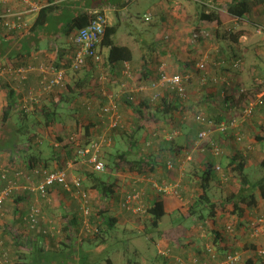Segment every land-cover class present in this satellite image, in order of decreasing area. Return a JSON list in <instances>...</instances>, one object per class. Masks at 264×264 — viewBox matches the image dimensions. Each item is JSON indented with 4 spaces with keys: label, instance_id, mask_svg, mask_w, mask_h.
Instances as JSON below:
<instances>
[{
    "label": "crops",
    "instance_id": "0c3cea01",
    "mask_svg": "<svg viewBox=\"0 0 264 264\" xmlns=\"http://www.w3.org/2000/svg\"><path fill=\"white\" fill-rule=\"evenodd\" d=\"M56 1L58 2V4L61 3L60 6H62V8L64 7V9L66 10L63 9L61 12H60L61 9L56 10L53 13V17L51 18L50 24H48L42 30L28 33L26 37L27 43L24 41V38H20L19 36H15L9 33L6 34L0 28V62L1 61L4 62L5 60H8L9 57L7 56L9 55L13 56L12 58L15 61L16 65L34 64L38 66L40 64H49L51 62H56L58 59L60 60L59 63L66 61L71 57L74 50L73 49L74 46L71 39L72 35H66L67 24L69 21L68 17L71 12H76L79 9H85V8L88 9L90 8L95 12L100 11L105 14L108 25L119 24L120 27L121 25V23H119L120 21L113 22L111 17L109 16V13L114 12L118 17L119 16L118 12L126 9L129 3L131 2V0H56ZM40 2L46 4V0H40ZM189 3L190 2H188V0H158V3L150 7L151 9L147 11V13H150L152 18L148 20V22H150V26H156V28L158 27L160 29V32L159 31L156 32L153 37V40L151 41L150 40L147 41L142 36L139 35V40L142 42V44L137 43L139 40H136L137 42L135 45L136 47H134V51L139 50L140 55L134 58L133 49H132L133 47L131 48L130 46H128L132 51L133 59L129 62H121L112 68H108V70L105 67H103L102 70L105 71L106 75L103 73L101 74L106 76V80L101 81L98 77H96L98 74H100L101 71L94 67L82 69V73H79L74 77H70L69 79L70 82L73 81V79L74 80L80 79V82L87 80L89 84L93 82L92 86L90 87L86 95L91 94L89 96L90 99H88L91 105H92L91 99H97V102H93V105L96 106L95 115H93L94 118L92 116L93 120L87 119L84 121L86 124L88 123L93 124L91 128L93 134L97 133L98 129H102V128L108 129L106 128V125L108 124V118L101 117V115L98 112V108L101 104L108 102L109 95L112 96L114 102L117 104V112L119 115V121L122 125V128H124L123 120L125 118H130L135 120L136 114L133 107L136 104L137 100L138 99L148 100L151 98V96H147L146 94L145 96H143V98L137 97V95L142 96V90L139 89L140 85L139 86L131 85L130 81L131 80L135 81V79H139V83H141L142 81L146 80L145 78H142V69L144 67L143 66L144 53L146 54L147 57L152 53L151 55L152 60L147 64V68H148L147 75L151 76V79L156 78L158 76V70L160 68H163L167 63V57L164 56L163 58L158 59L159 62L156 63V60H154V56L157 55L156 50L160 49L159 46H163V45L166 47L165 48L166 51L167 49H173V50L178 49V46L181 43L179 39L181 38V36L185 34L184 31H187L185 30L184 26H187L186 24L188 22V18H190L193 15V11H194ZM191 4H194L195 9L196 7H199L194 3V1ZM18 7L21 8L22 5H19ZM200 10L201 8H199L198 13H200ZM145 13L146 12H144V14ZM37 14L38 13L27 15V18H29V20L31 21L30 23L31 25L33 24ZM251 15L252 17L250 16V12H249V14H247V16H245L244 18H238L237 20L234 19L232 21H226L221 25H218L215 21L200 20L198 18L197 26L207 34L206 37L209 35V38L211 39V36L213 35L214 39L216 40L219 39L220 34L223 35L222 32L223 30L242 32L239 38L237 39V41L231 42L230 40H227L228 50L218 45V43L220 42L217 43V45L221 47L220 54L218 55L219 58L218 61L220 62L218 63L219 64L221 63L222 65H225L227 63L231 64V62L237 57L240 58L242 57V59H244L245 65L246 64L254 65L252 69L257 70V73L256 72L253 73L254 78L251 81L245 76V74L242 73L237 75V77H235L236 80L234 81H237V79L242 80L243 81L242 84H245L249 88L251 87L249 86L248 83H252L254 81L255 86L253 88L256 94L258 95L264 90V86L262 83V80H264V58H263L264 34H262V32L260 33L256 31L255 28L256 26L254 27L255 30L254 29L252 30L251 26L253 23L255 25L264 23L262 21H259L260 16H262L261 19L264 20V3H258L256 6H254V8H252ZM116 34L114 36V41L116 44H118L116 42ZM164 38H168V39H164ZM23 41L25 45L21 44V42ZM159 42L161 45L159 44ZM206 43L207 42H205L204 39L201 40V44L198 46L196 43L195 44L188 43L189 46L187 48L190 52H195V55L200 53L198 57L195 56L193 58L195 62L197 61L196 60L197 58H200L201 56L203 57V55L204 57H207L208 52L211 53L210 47L212 46L211 44H209V42L207 44ZM157 44L159 45L157 46ZM118 45H123V44H118ZM103 49L104 47H102V50ZM151 49H153L154 51L151 52ZM251 50L253 53H251ZM161 53H163L162 50ZM175 55L176 54L173 53V57H175ZM181 63L182 62L178 61L177 63L178 69L179 67L183 66L181 65ZM223 67L224 66H219L220 69L218 68L217 71L218 72L222 71L224 69ZM172 68L173 67H171V69ZM213 71L214 69H212V71L209 72V74H211ZM193 78L197 80L198 82V83L196 82L197 84L202 85L198 81L197 76ZM39 79H40V75L38 71L28 73L27 78L22 80L16 74L5 75L0 80V107H1L0 112H2L3 105L6 103L8 92L10 91L13 92L18 105H20L21 100L27 97L28 91L37 85ZM231 79H233V77H231ZM127 83L128 85L130 84V86H128ZM122 84H125L126 87L129 88V91L132 92L133 95L136 97V101L132 102L133 104L127 103V101L125 100L126 94L121 93L122 91L120 88ZM228 86L229 85H227L226 82L221 83V85L210 83V85L209 84L202 85L201 92L194 90L195 93L192 94V96L194 97L196 102L195 105L193 103L192 106H189L192 107L190 112L196 114L195 108L197 107L198 110L196 112L200 111L202 112V114L206 115L208 118L207 122H211L213 124L215 121L223 120L225 114L229 110H232L234 107H236L238 102V100L237 101L235 100L237 96V92L234 93L231 91L225 93V90L227 89ZM63 96H68L66 89L56 88L52 93H49V95L43 97L45 98V100H43V103L49 104L48 101L50 100V98L53 97L54 104L60 103V106L63 108L68 106L72 114L74 113L79 114V112L80 111L82 112L83 110L84 114L82 115L91 117V115L88 116L87 112L90 109H88V107L86 106L87 105L86 102L83 101L81 102V97H84V95L80 97L77 96L78 98L75 99L73 98V100H71L70 103L67 105L62 103ZM169 96H173V95H169ZM232 104L234 105L233 108L231 107ZM86 110L87 112H85ZM93 112L94 111L92 110L91 113ZM174 115H175L174 117H177L176 114ZM254 115L250 119L251 120L250 122L244 121L240 126L243 132V126L247 122L249 124L251 123L250 127H248L247 130L249 132V135L252 134L255 139L254 141L255 144L252 150H246L244 146L240 144V141H236L232 130H229L228 132H220V131H218L217 133L211 132V134L207 138L203 139L204 141L202 139H198L197 136L196 138L197 141H195V143L199 142V144H196L198 147L208 144L209 148H211L210 147L211 145L216 144L217 146L220 145L224 148L226 147L227 149V150L225 149L222 150L219 147L222 152L220 155L215 156L213 154H209V158L204 156L206 158H204L203 160L204 164L201 165V169H204L207 160H211L213 163H215L216 165L219 164L223 168L226 165V163L229 161L230 159L229 157L231 154H233V152L236 153L240 152L242 154V156L245 159L246 169H250L254 166L255 167L257 166L256 162L254 161V157H259L258 167H260L259 163L264 158V146L257 140L256 136L261 134L262 131L260 128L261 126H264V104L260 105V107H257L255 109ZM76 118L78 117H75V119ZM179 118L180 117H177V119ZM60 120H61L60 122L55 123L53 128L58 129L59 127H61V125L64 124V121L62 120L61 117ZM165 121L166 122L164 121L159 122L156 125L158 126V128H161L162 130L164 129L163 130L164 132L166 131L165 128H167V126H171L175 122H176L175 123L176 126L180 128L179 132L181 135H185V133L188 130H190V127L185 123V118L181 120L180 119L176 120L174 122L170 121L168 118ZM192 121H194V119ZM199 128H203V125L199 124L198 129ZM153 130L154 128L151 127L148 128L147 130L142 131L140 134V138L141 140H143V144L144 142L148 143V145L151 144L148 150L151 149L152 152L154 151V144L155 142L156 144H158L157 141L159 140V135L161 134L158 133V131H154L156 132V135L154 136L151 134ZM33 131L37 133V136L32 142V146L29 147L28 146L29 144L26 141H22L21 143L18 144L20 150L15 152L14 154L9 153V151H4L3 149H0V165H9L11 167H15V166L24 167L26 166V164H29L28 161L29 158L26 156V154L29 152H32V155L34 156L43 157V159L54 158L53 159L54 162L56 161L54 154H56L59 150H65L68 148V140L66 142V140L63 139L60 142L62 145H64L61 146L62 149L54 148L52 149V152H50L51 149L50 147L52 146H49L51 144V142H49L50 141L49 137L51 133H49L45 127L38 128L37 126L33 127ZM174 131L172 133L176 134ZM168 132L169 131L165 132L164 134L165 137H166V133ZM167 135H169V133ZM176 135H178L179 137V134ZM184 140L188 142L190 141V139H185L184 137L182 138L180 137L178 140L179 145H187V143L183 144ZM201 141L202 144H200ZM112 142L113 144L115 143V141H112L111 139V143ZM111 143L110 145H112ZM54 145L56 147H59V145L56 143ZM202 151H204V148H202ZM169 152L170 150L165 152L155 151V153H157V157L155 158V160L158 162V165L157 168L148 175L145 176L137 175L135 173L128 172V174L132 178H136V180L143 181L142 183L146 187L148 194L151 193L150 194L151 196H147V197H149V199L150 198L152 199L151 200L147 199L148 200L147 202L150 203L155 200L162 201L165 215L161 220V226L163 219L165 217H169V219L171 218L169 225L171 226V228H168L169 226L167 228L166 226H164L162 228L163 232L161 233L164 234L165 232L166 238H168L167 235L168 229L174 230L175 228L173 233L178 234V237H180L179 247L170 246V249H167L168 251L166 254H161L159 251V253L162 256L160 254L158 255L162 258V261L165 262V264H198L193 262V258H195V256L196 257L199 256L198 257L200 259L199 261L203 262L204 259L202 258L205 257L206 259V257L208 256L207 254L208 252L206 251L207 247H211L213 250H217L218 251L217 253L222 257L224 254L233 253L235 250H238L242 246L244 249L250 247L247 248V251L249 253L248 257L253 258V261L258 263V260H260V258L264 256V253L263 254L258 253V251L260 250L264 251V225H261L259 227V232L257 236H252V232L249 231H250V224L253 220H255L256 218L264 219V198L260 197V193H259L260 191L256 190L257 197H256V204L254 206L248 208L245 205H242V207L245 210L244 216L238 218L234 213H231L232 216L236 217V221L238 222L239 228L241 229L240 231H237L234 234H231L226 230V226L230 223L227 222V218L224 215L225 213L221 214L220 216H217L215 220L196 219L194 216H190V214L188 216L187 213L185 212L187 211V209H189V207H186V209L183 212L184 209L182 204L183 198H181V195L178 192V187H179L178 183L176 184L177 186V189L175 188L176 191H173L174 189L171 190L169 188L168 191L163 192L153 187L154 186L153 183L154 182L157 183L155 177L163 178V180H166L169 179L171 174L177 172L176 167L173 169L168 168L169 170L166 169L167 166H165V162L163 161V158ZM24 157L27 159H25ZM189 157L191 159V156L188 154L187 155L188 160ZM32 162H34V160H32ZM188 162L185 159V162H183V164ZM161 168H164V170L166 169L165 170L166 173L163 172V169ZM118 172L116 173V175H118L120 178L121 172L120 171ZM215 172L216 175H218L219 177L220 175L218 174V172L217 171ZM188 174L190 175V173L182 172L181 179H183V181H186V179H188L187 183L190 184L191 181H190V177H188ZM258 177L259 176H253V178L252 177L251 178L256 180ZM235 184H237L236 188H238L239 184L237 182ZM3 185L4 182L0 181V189L2 188ZM116 188L117 187H115V189ZM57 191H58L57 188L56 189L53 188L52 189L53 195L58 197L59 194V198H61V192L59 191L58 193ZM116 194H118V191H116ZM23 197L32 198V194H30L28 190H17L12 196H9L4 202L5 212H9V214H11L10 217L8 216L9 220L7 221H9L8 223H10V226L16 224L15 228L17 227V224L21 223L18 218V214L24 212V209L22 208L23 202L21 200ZM188 203L189 201L186 200L185 204L188 205ZM109 205L111 208L112 215H115L118 218L116 227L119 228L121 227L124 233H128L129 231L144 232L143 225H140L136 223L134 220L127 218L126 215L128 214V211H126L121 207V203L119 204L116 195L114 198L110 200ZM229 205L231 204H227L226 207H224V210L230 209V211H232L233 208H228ZM59 206H63L66 210L75 209L74 206H71V203L69 204V202L67 203L65 200L62 199V201L60 200V203L57 207L54 208V206H52V208H49L50 211L52 212V217L53 214L55 215V212H59ZM179 211L180 214L184 216L183 219L181 220L183 221L184 225H182L181 222H179V218L174 219L173 217L175 214L179 213ZM52 217H50V222L53 221L54 219V218L52 219ZM58 219L61 220L60 217H58ZM187 219H189L191 222L189 226L185 225ZM48 222L47 220L46 222L44 221L43 225L47 224ZM40 225H42L41 221H40ZM218 225L220 226V228H218ZM214 228L217 230L219 229L218 232H215ZM2 230L4 229H0V237L6 238L8 235L6 234L1 235ZM35 232L38 233V231ZM247 232H249L248 235ZM145 237L147 238V240H152L155 244L160 242L159 240H155V239L153 240V237L152 238L149 236H145ZM176 237L177 235L174 238ZM56 238L57 240L58 239L60 240V237H56ZM114 238L117 239V243L109 244L108 258L105 261L101 262L100 264H137L136 261L131 260V256H133L132 257L133 259L134 256L140 257L139 256L140 253L138 252V250L133 251L131 255L128 249L125 248L121 249L119 247L118 237L113 236V239ZM82 239H86V238L84 237L78 238L77 241L78 244L82 242ZM44 243L46 244L47 248H51L52 244L49 236L44 240ZM171 251H173V254L171 253ZM158 261H159L158 259L153 260V262L156 264H158ZM141 262H144L143 258Z\"/></svg>",
    "mask_w": 264,
    "mask_h": 264
},
{
    "label": "trees",
    "instance_id": "16d2710c",
    "mask_svg": "<svg viewBox=\"0 0 264 264\" xmlns=\"http://www.w3.org/2000/svg\"><path fill=\"white\" fill-rule=\"evenodd\" d=\"M250 2L251 0H231L229 6L227 7L226 13L218 12L215 10L206 12L204 8L200 7L201 10L200 13H198L197 18H199L200 20L215 21L218 25H221L222 23L226 21H231L237 17L244 18L252 10V6L255 5L251 4ZM257 2L264 3V0H257ZM60 5L61 3L58 4L56 0H46V4H44L40 8L33 24L27 31L21 32L19 34L14 32L9 34L24 38V41L26 42V37L28 33L42 30L48 24H50L51 18L53 17V13L56 10L61 9V12L64 9V7L62 8V6ZM97 12L104 14L100 11ZM96 15V12L90 8L79 9L76 12H71L68 17L69 21L67 24L66 35H72L78 29L83 28L84 26L89 24L96 17ZM253 25L255 24L253 23ZM255 26L256 30L260 28V25ZM118 27L119 24H106L105 33L98 49L102 55L101 67H105L107 70L108 68H112L121 62H129L133 59L132 51L128 46L118 45L114 41V36L118 30ZM260 31L262 32V30ZM222 32L223 35H219V40L223 42L226 46L228 45L227 40H230L231 42L237 41V39L242 33L240 31L235 32L232 30H223ZM197 34L199 36H197L196 40H202V38H205L202 37L203 34L201 29L197 30ZM24 41L21 42V44L25 45ZM198 42L200 43V40ZM73 46L74 50L69 59L61 63H59L60 60L58 59L56 62L51 63L57 66L58 68H69L72 61L71 59L76 53V45L74 43ZM102 47H105L108 50L106 56H104L102 53ZM152 51L154 50L151 49V52ZM151 55L152 53L147 57L145 53L143 54L144 67L142 69V78H145L147 81L151 79V76L147 75V64L152 60ZM8 57L9 59L5 60L6 65L19 66L15 64L12 55H9ZM202 58L206 61L205 64H207V57ZM87 59L89 64L92 63L90 57H88ZM239 59L243 60L242 57ZM235 60L236 59H234L231 64L227 63L225 65H222L221 63L219 64L218 62L220 61L217 60L215 67L213 68L214 71L211 74H209L207 65L204 70L196 69L195 64L198 61L195 62L194 60H189L186 61L185 64L181 63V65H183V68H177L176 73L184 75V73L190 74L191 72H193V74L198 77V81L202 85H210V83L217 84L218 82H226L227 84V81H231L230 83L235 86L236 82L237 88L242 89L238 91L236 90L238 97L237 100L239 104L240 102H245L249 104V99L254 98L255 96H257V94L254 91V88H249L245 84H242V80L237 79V81H234L236 80L235 77L240 74L238 70L244 69L245 66V63H243L242 67H235ZM5 63L2 64L4 65ZM219 66H224L222 74H220L221 71H217ZM91 67H94V65L91 64ZM96 69L100 70V68ZM76 72L77 71H75L74 73ZM228 72L231 74V76ZM233 73L234 75H232ZM224 74L225 76H221ZM70 77L71 75L68 74V79L66 81V84H64V89H66V92L68 94V96H63L62 98V103H64L65 105L69 104L70 101L73 100V98L75 99L85 95L89 90V83L87 82V80L80 82V79H73V81L70 82ZM231 77H233V79H231ZM201 78H204L206 81H201ZM213 78L216 79L214 80ZM189 79L190 77L188 76V78L185 80V87L186 82ZM262 83L264 86V81H262ZM162 90H164V93L154 101L151 99L137 100L136 104L133 107L136 114V118L134 120V126L132 129L129 130V132H127L126 130L124 131L122 129L121 123H119L116 127H113V130L111 129L112 136L110 135L108 137L110 143L111 139L112 141H115V139H117V141L119 140L118 142L121 143V147H118V149H115L114 152H110L108 154L106 161L107 163L105 165L106 171L104 170L105 173L92 171L90 173H86L85 177L82 178L81 187H83L84 191L87 194L92 191L93 193L97 194L98 197V204L94 209L91 210L89 214V223L94 229V231L90 234L91 237H87V239H82V242L78 244L77 241L79 237L77 236L76 232L82 225V211L79 206L74 207L75 209L68 210H66L63 206H59L58 213L62 220V226L60 230L61 235L60 240H58L57 242H54L53 240L51 241V248H47L46 244L44 243V240L48 237V235L44 234L42 231L36 233L35 230L29 229L28 234L25 236L24 233H20L21 229L19 227H16L11 230L13 231L12 236L15 238V242L17 244H20L21 247L17 258L19 260H16L14 264H100L108 258L109 244L117 243V239H113L111 233L115 229H117L116 224L118 222V218L117 216L112 215L111 208L109 205L110 200L115 197L117 191L115 189L117 183L116 180L118 177L116 173L118 171L121 172L123 170H126L127 173L130 172L144 176L148 175L152 171H154L158 165V162L155 160V158L157 157V153H155V151L165 152L168 150L181 149V146L179 145L177 140L178 135L172 133L176 129V126L173 127V129L167 126L170 130H166L167 128L165 130L169 131L168 133L171 134L170 139H167L163 133L164 129L162 130L156 125L159 122H166L165 120H167L168 118L170 121H173L174 119V121H176L177 117H180V120L184 119V110L187 107L185 105V99L187 97H179L173 92L172 89ZM173 93L174 96H169V94ZM125 100L129 104H133L129 99H127V97ZM262 104H264V99H262V101L255 106L254 111L257 107H260V105ZM254 111L252 112L251 117L253 116ZM174 114H176L177 117H174ZM60 117V103L44 104L40 109H34L31 112H25L20 109L13 92H8L6 103L3 105L1 112L0 149H3L4 151H9V153L14 154L15 152L20 150L18 144L22 141H26L29 144V147L32 146V142L37 136V133L33 131V127L42 124L43 127H45L49 133H52V129L55 123L61 121ZM197 121H199V123L203 125L200 120ZM219 122L221 121H215V123ZM92 126V123L86 124L80 118L75 119V136L74 140L68 145L67 149L69 152L73 153V150H75V148L85 146L93 140L94 135L91 130ZM151 127L154 128L151 133L152 135H156V132L154 131H158V133H161L159 135V140L157 141L158 144L154 145L153 152L149 151L148 149L147 151H144L143 149H141L140 146V144H142L143 142V140H141L140 138L141 132ZM260 129L262 132L260 135H257L256 138L264 146V126H261ZM57 139L59 141H62L60 137ZM111 144L112 147H114L113 142ZM26 156L29 158L28 161L31 165L40 164L41 166L46 168L49 167V165L51 164L50 162L54 159H43V157H37L32 155V152L27 153ZM54 156L56 159L55 162H57V164H60V166L56 167L55 170L64 168L63 162L61 163L57 159L59 154L56 153L54 154ZM229 158V161L223 168L226 173H231L232 180L234 181L235 179V182H238L239 187L234 188V190H232L230 194L221 196L219 198L213 197L209 193L211 183L213 182V184L215 185H220L228 182L230 178L227 175V180L222 181L218 177V175H216L214 163L211 160H207L204 169H201L197 172L195 170L193 172V175H198L199 177V179L197 180L199 195L197 196V198H193L190 201V216H194L196 219L201 220H215L217 216L223 214L225 205L231 204L233 208V213L238 218H240L245 215V210L242 205H245L249 208L256 204V190L260 191V197L264 198V173L262 176H259L256 180L252 179L248 173V170L246 169L245 159L240 152H233V154H231ZM32 160H34V162H32ZM259 166L261 169L264 170V158L259 163ZM188 177H190V181H193V176H191V174H188ZM53 188H57L58 193L60 191L61 194H64L66 196L70 194L64 188H62L60 184L55 183L53 184V186L47 189L49 199L50 195L53 198ZM24 198L25 197L21 199L22 202L27 201V198ZM47 202L51 203V199ZM23 213L24 212L18 214V218L21 222V225H25V221H22L21 219ZM140 215L142 217V220H144L145 224L144 232H142L143 235L152 238L155 232H159V234L161 233V220L165 215L161 200H155L150 202L149 204H146L144 212ZM252 227L253 226L251 222L250 229H252ZM258 227L259 224H256L255 228ZM7 231L8 230L5 229L2 230L1 235L7 234ZM11 231L9 234H11ZM84 235L89 234L84 233ZM27 236L29 240H26ZM2 238L5 240L4 237ZM206 251L208 252V256L206 257V259L205 257L202 258L204 259L203 262H206V264L215 263V259L218 261L222 260L223 257L226 255L224 254L222 257L219 258V256L216 254L215 259H212V256L207 248ZM198 257L199 256H195V258H197L199 261L200 259ZM162 263L165 264V262L163 261ZM245 264L258 263L254 262L253 258H249L246 260Z\"/></svg>",
    "mask_w": 264,
    "mask_h": 264
},
{
    "label": "rangeland",
    "instance_id": "374dc122",
    "mask_svg": "<svg viewBox=\"0 0 264 264\" xmlns=\"http://www.w3.org/2000/svg\"><path fill=\"white\" fill-rule=\"evenodd\" d=\"M191 1L192 0H188V2H190L189 4L192 6V9L194 10L193 11V15L190 18H188V22L186 24L187 26H184L185 30H187V31H184L185 34L183 36H181V38L179 39V41H181V43L179 44L178 49H175V50L167 49V51H166V49H165L166 47L163 45V46H159L160 49L156 50V54L157 55L154 56V60H156V63L159 62L158 59H161L164 56L167 57V63H166V65L163 68H160L158 70V76L156 78H153V79H157L159 77L160 73L163 72V71L166 74L176 73V69L178 68V65H177L178 61H180L182 63H185L186 61L193 60V58L195 56L198 57L199 54H200V53H198L197 55H195V52H190L188 50V48H187L189 46L188 43H191V44H195L196 43L197 46L201 44V39H199L200 43L198 42L199 40H196V38H197V34L196 33H197L198 29L200 30V28L197 26V23H198V18L197 17H198L199 8L200 7L202 8V6L201 5L199 6L198 2L193 0L194 3L199 6V7H196V9H195L194 4H191L193 1L192 2ZM39 2H40V0H39ZM40 3L44 4L43 2H40ZM156 3H158V0H131V2L129 3V5H128V7L126 9L118 12V14H119L118 17H117V15L114 12H110L109 13V16L111 17L113 22L120 21L119 23H121V25H120V27L118 29V32L116 34V42L118 44H123V45L130 46L131 48L133 47L132 49H133L134 58H136V57H138L140 55V51L139 50H135L134 51V47H136L135 45H136V42H137L136 40H139V35L142 36L145 40H147V41L150 40L151 41V40H153V37H154L155 33L158 32V31L160 32V29L158 27L156 28V26H150V22L146 21L145 18H144V12L147 13V11H149L151 9L150 7H152ZM250 3L251 4H255V5L252 6V8H254V6H256L258 2H257V0H251ZM14 4L16 5V7L19 6V4L17 2H15ZM35 13H31V14H35ZM251 14H252V10L250 11V16L252 17ZM261 18H262V16L259 17V21L264 22V20H262ZM106 20H107V18H106ZM29 22L31 23L30 20H29ZM235 22H237V21H235ZM259 25H260L259 27L262 30V34H264V23H261ZM253 26L255 27V25H253ZM253 26H251L252 30L254 29ZM193 27H194V29H193ZM256 31H258V30H256ZM258 32L261 33V31H258ZM164 39H168V38H164ZM203 39H204L205 42H207V43L209 42V44H211V46H212V47H210L211 48V53L208 52V56L206 55L207 56V64L206 65L208 66L209 72H211L212 70H210V69H213L215 67V64H216L217 60H219L218 55L220 54L221 47H219L218 45L222 46V48L224 47L226 50H228V48L219 39L218 40L214 39L213 35L211 36V39L209 38V35L206 38H202V40ZM218 42H220V43H218ZM137 43H141L142 44V42L140 40ZM217 43H218V45H217ZM159 44H160V42H159ZM159 44H157V46ZM161 47H164V48H161ZM161 50H162L163 53H161ZM216 50H218V51H216ZM107 51H108L107 48L104 47V49L102 50V53H103L104 56L107 55ZM173 53L176 54L175 57H173ZM251 53H253L252 50H251ZM6 56H7V54H6ZM263 56H264V54H263ZM203 57H204V55H203ZM200 58H202V56ZM200 58H197L196 60L198 61ZM237 58H240V57H237ZM0 63H5V61L4 62L1 61ZM4 66L8 67V65H6V63L4 64ZM253 66L254 65L246 64L244 66L245 67L244 69L238 70V71L240 73H242V74H245V76L251 81L254 78L253 73L254 72L257 73V70H253L252 69ZM13 67H17V66H13ZM171 67H173V68L171 69ZM100 71H101L100 74H98L96 76L98 78L101 75V73L105 74L104 70L100 69ZM77 72L74 73L72 71H68L67 74L71 75V77L72 76H76L77 74L82 73V70H79ZM222 73H223V71L220 72V74H222ZM190 75H192V76H190ZM184 76H186V77L189 76L190 77V79L186 82V87H185L186 88V97H187L185 99V105L187 107L184 110L185 111V113H184L185 114V117H184L185 118V123H186V125H188L190 127V130H188L185 133V135H181L180 132H179L180 128L177 127L176 124H175L176 122L174 124H172V126H169V127H171L173 129V127L176 126V129H175L176 131H174V132L176 134H179V137H177V140H179L180 137L181 138L184 137L185 139H190V141L188 142V141L184 140L183 144L187 143V145H180L181 146L180 150H170V152L163 158V161L165 162V166H167L166 165L167 160H169V161L171 160V162H172L171 167H172V169L176 167L177 172L171 174L169 179H166V180H163V178L155 177L156 180H157V183L154 182L153 183L154 186L152 185L157 190H159L161 187L162 188L166 187L165 188L166 191H168L169 188L171 190L174 189L173 191H175V188L177 189L176 184L178 183L179 184L178 192L181 195V198H183V203H182L183 204V208H184L183 212L186 209V207H190V201L193 198H197V196L199 195V190H198V186H197V180L199 179V177H198V175H193V172L195 170H196V172L200 171L201 170V165L204 164V161H203L204 158H206V157L209 158V154H212V150L209 148L208 144L207 145H202L201 147H198L196 144H199V142L195 143V141H197V139H196L197 135L196 134L202 129V128L198 129V125L200 123H198L199 121H197L198 119H196V117L198 116L199 113H201L202 119L200 121L203 123V127H206L208 125V123H209V122H207L208 118H207L206 115L202 114V112H200V111L196 112L198 110L197 107L195 108V113L196 114L191 113L190 110H191L192 107H189V106H192L193 103L195 105V102H196V100L192 96V94L195 93L194 90H196L198 92H201L202 85L197 84L198 83L197 80L193 78V77H195L193 72H191L190 74L184 73ZM221 76H225V74L221 75ZM262 81H264V80H262ZM95 82H96V80H95ZM130 82H131V85L139 86V85H141V83H145L146 81L144 80L141 83H139V79H135V81L131 80ZM128 83H127V85H128ZM65 84H66V82H65ZM92 84H93V82L91 84H88L89 85V89L92 86ZM217 84L221 85V83H219V82ZM248 84H249V86L251 88H253L255 86V82L254 81L252 83H248ZM128 86H130V84ZM59 88L62 89V88H64V86L63 87H59ZM236 89H237V85H236V82H235V86L230 84L227 87V89L225 90V93L226 92H231V91L235 93V92H237ZM160 91L162 93H164V90H160ZM52 92H50V93H52ZM154 92H155L154 90L145 89V90H142V96H138L137 95V97H142L143 98V96H145L146 94H147V96H152ZM86 94L84 95V97H81V102L83 101V102H86V104H88V103L90 104V101L88 99H90L89 96L91 94L90 95L89 94L86 95ZM47 95H49V94H47ZM169 95H173L174 96V93L173 94H169ZM254 98H256V96ZM254 98H250L249 101H251ZM237 99H238V97L236 96L235 100L237 101ZM23 100L24 99L21 100V103H22ZM43 100H45V98H43V96H41L37 103L32 104L30 112L32 110H34V109L42 108V106L44 105ZM91 102H92V105L90 104V110L88 112H87V110L85 111V112L88 113V116L91 115V117H87L85 115H82V114H84L83 110H82V112L80 111L79 114L78 113L77 114L76 113L72 114L71 111L69 110L68 106H66L64 108L60 106V114H61L62 120L64 121V124L61 125V127H59L58 129L53 128L50 137L48 136L50 138L49 142H51V144L49 146H52V147H50L51 148L50 152H52V149H54V148L55 149L56 148L62 149L61 146H64V145H62L60 143L61 141H59L57 138L60 137L62 140L63 139L66 140V142L68 140V145L74 140V136H75V133H74L75 117H78V118H80L83 121H85L87 119L88 120H93V118H94L93 115H95V108H96V106L93 105V102H97V99H91ZM48 103L49 104L50 103H54L53 97L50 98ZM244 104H248V103H245V102L241 103L240 102V104H239V102H237V106L236 107H234V105L232 104L231 107L232 108L234 107V108L232 110H229L225 114L224 120L229 118V117H231V118L235 117V116L240 117L242 105H244ZM20 106H21V104H20ZM92 110L94 111L93 113H91ZM0 111H1V107H0ZM92 116H93V118H92ZM252 117L248 118L246 121L250 122L251 121L250 119ZM193 119H194V121H192ZM124 120H123L124 128H122V129L124 131L126 130L127 132H129V130L132 129L133 126H134V119L125 118ZM177 120H179V119H177ZM0 122H1V112H0ZM213 124H217V123L214 122ZM250 124L247 122L243 126V132L242 133H243L244 137L240 141V144H242L246 150H252L253 147H254V144H255L254 143L255 139H254L253 135L252 134L249 135V132L247 130L248 127H250ZM109 126H110V120L108 119V124L106 125V128H108V129H105V128L98 129L97 133L93 134L94 138H97L99 136H103V138H105L106 140H109L108 137L110 135H112L111 134V127H109ZM37 127L38 128H42L43 125L42 124L41 125H37ZM169 127H167V129L166 128L165 129L166 130H170ZM208 127H210V126H208ZM211 128L213 129L212 133H214V132L217 133L218 132L215 125H213ZM165 132L163 131L164 134H165ZM167 134L168 133H166V135ZM118 141H117V139H115L116 143L114 144V147H112V145H110V143L109 144L107 143V144L103 145L99 156H100V160L104 163V165H106V163H107L106 161H107L108 154L110 152H114L115 149H118V147L119 148L121 147V143L118 142ZM55 143L58 144L59 147H56L54 145ZM200 144H202V141H201ZM154 145H156V142H155ZM140 146H141V149H143L144 151H147V149L151 146V144L150 145H146V144H143V142H142V144H140ZM219 147L222 150L223 149L227 150L226 147L224 148V147H222L220 145H219ZM202 148H204V151H202ZM149 151H151V149H149ZM57 153L59 154V156L57 157L59 162H61V163L63 162L65 168L67 166L69 167L67 172H68V176H69L70 179L71 178L80 177L81 181H82V178L85 177L86 173L92 172L90 165L85 160L78 159L76 161H73L74 150H73V153L69 152L68 149L59 150ZM188 154L191 156V159H189V160L187 159V155ZM204 156H206V157H204ZM185 159L187 160V162L188 161H190V162L183 164V162H185ZM69 161H70V165L67 164ZM254 161L256 162L257 166L256 167L254 166V167H252L250 169H247L249 175L252 178H253V176H262L263 173H264V170L261 169L260 167H258L259 157H254ZM65 162H66V164H65ZM50 163L51 164L48 167V170H55L56 167L60 166V164H57V162H55V161L54 162L51 161ZM215 166H216V164L214 163V167ZM168 168H170V167H167L166 169H168ZM221 168H222V166H221ZM161 169H163V172H165V170H166V169L164 170V168H161ZM104 170L106 171V169H104ZM105 171H102V172H99V173H105ZM182 172L190 173L191 176H193V181H191L190 184L187 183L188 179H186V181H183V179H181V173ZM227 175L230 178V180H228V182L220 184V185H215V184L211 183V186H210V189H209V193L213 197L219 198L221 196L230 194V192L232 190H234V188H236L237 184H235L236 183L235 179H234V181L232 180L231 173L229 172V174L227 173ZM118 177H117V180H116L117 181L116 190L118 191V194H116V197L118 199L119 204L120 203L122 204V201H123L125 193L128 190H131L133 188V186L138 187V189L143 192L142 198H143V201H144V205L146 206V204H149V202H147V201L151 200L152 198L149 199V197H147V196H151L150 195L151 193L148 194L146 187L142 183L143 181L136 180V178H132L126 172V170L125 171L124 170L121 171V176H120V178H118ZM121 178H123V179H121ZM37 180H39V179H33L32 181L36 182ZM230 182H232V183H230ZM24 183L25 182H23V181L20 182L21 185L24 184ZM82 189H83V187H82ZM166 191H163V192H166ZM29 193L32 194V198L31 197L30 198L27 197V200L28 201H35V204L40 208V213L41 214L39 216V224H38L39 228H41V229L47 228L48 229V234L47 235L49 236L50 240L51 241L53 240L54 242H57L59 239L57 240L56 237H60V235H61L60 230H61V226H62V221L58 219V217H60L58 212H56L55 215L53 214V217H52V212L50 211L49 208H52V206H54V208L57 207L59 205V203H60V200L62 201V199H63L67 203L68 202H69V204L71 203V206H74V207L79 206V208L81 209V205L82 204H81L80 195L77 194V193L74 194V196H72L71 194H69L68 196H66L64 194H61V198H59V194H58V197L53 195V198L50 195L51 203H48L47 201H49L50 199L47 200L45 198H40L39 196L31 193L30 191H29ZM152 194H153V192H152ZM87 195H88L87 200H88V203H89V205L91 207V210H92L98 204L97 203L98 202V197H97V194L93 193L92 191L89 194H87ZM186 200L189 201L188 205L185 204ZM22 205H24V202H23ZM225 207H226V205H225ZM228 208H232L231 205H229ZM23 209H26V207L25 208L23 207ZM4 212H5V210H4ZM185 213H187V215L189 216V214H190L189 213V209H187V211ZM223 213H225L224 215L227 218V222L230 223L229 225L232 224V226H233V231L230 232V233L234 234L237 231H240L241 229L239 228L238 222L236 221V217L232 216V214H231V213H233V211H230V209H226V210L223 211ZM10 215L11 214H9V212H5V215L4 214L0 215V229L8 230L6 232L8 234V236L5 238V240L2 237H0V239L5 244L4 246H5L6 250L8 251V262L6 264H14L16 260H19L17 258H18V254H19V252L21 250L20 244H17L15 242V239L12 236L13 231H11V230H13L15 228L16 224L13 225V226H10V223H8L9 221H7V220H9L8 216L10 217ZM126 216H127L128 219L134 220L136 223H138L140 225H143L144 226L143 227V231H144L145 224H144V220H142V217H141L140 214H135V213H132V212L128 211V214ZM50 217H52V219L54 218L53 221H51V222H50ZM173 217H174V219H178L179 218V222H181V224L184 225L183 221H181L184 216L182 214H180V211H179V213L175 214ZM257 219H259V218H256L255 220H257ZM46 220H47V222L48 221L49 222L47 224L43 225L44 221L46 222ZM40 221H41V224L43 226L40 225ZM170 221H171V218L169 219V217H165L163 219L162 226L160 228V232H163L162 228L164 226H166V228H167L170 225ZM190 223H191L190 220L187 219L185 225L189 226ZM219 225H218V228H220ZM17 227H19L21 229L20 233H24V235H26L28 233V231H29L27 224H25V225L17 224ZM116 228L117 229H115L111 233V235H112V237L113 236L118 237V239H119V241H118L119 247L121 249H123V248L128 249L129 253L131 255H132L133 251H136V250H138V252L141 254V255L139 254L140 257L134 256V259L132 258L133 256H131V260L136 261L137 264H156V263L153 262L154 259H158L159 260L158 264H163L162 263V258L158 255V254H160L159 251L160 252H167L168 251L167 249H170V246L171 247H179L180 246V237H178V234L173 233L175 228H174V230L168 229V233H167L168 238H166V233L165 232H164V234H162V233L159 234V232H157L158 233L157 234L155 232L152 237H153V240L155 239V240H159L160 241L157 244H155L152 240H147L145 235L142 234V231H139V232L138 231H129L128 233H124L123 230L121 229V227L120 228L116 227ZM168 228H171V226H169ZM218 230L215 229V232H218ZM10 231H11V234H9ZM82 231H83V228H82V225H81V227L76 232L77 236L79 238L84 237V238L87 239V237H91V235H90L91 233H85L84 231L83 232ZM252 231H253V228L250 229L249 232H252ZM249 232H247V235L249 234ZM84 233L85 234H89V235H84ZM176 235H177V237L174 238ZM163 236H165V237H163ZM156 248L158 249V251H157ZM247 248H250V247H247ZM247 248L244 249L241 246L238 250L234 251V252H237L240 255V257H241V260L239 261L238 264H245L246 260L250 258V257H248L249 253L247 251ZM214 252L219 256V258L221 257L217 253L218 252L217 250H214ZM171 253L173 254V251H171ZM141 257L144 259V262H141L142 261ZM217 263L215 262L213 264H217ZM258 264H264V256H262V258H260V260H258Z\"/></svg>",
    "mask_w": 264,
    "mask_h": 264
},
{
    "label": "built area",
    "instance_id": "2783aa9c",
    "mask_svg": "<svg viewBox=\"0 0 264 264\" xmlns=\"http://www.w3.org/2000/svg\"><path fill=\"white\" fill-rule=\"evenodd\" d=\"M199 3V5L204 8L206 12L215 10L218 12H226L227 7L231 0H194ZM17 2L19 5H22L21 8L16 7L14 4ZM43 6L39 0H0V28L7 33H21L27 31L31 24L27 18L28 14L38 13L40 8ZM96 17L86 26L81 29H78L75 33L72 34V42L76 45V53L71 59V64L69 68H58L52 63L49 64H40L38 66L34 64L19 65L17 67L8 66L5 67L0 63V80L5 75H14L16 74L21 80L26 79L28 73L38 71L40 79L37 82V85L31 88L28 91V95L21 103L20 109L25 112L30 111L31 105L37 103L41 96H46L54 89L63 87L67 81L68 74L70 70L72 72L79 71L85 68H90L91 64L96 68L103 67L102 65V55L100 53L99 46L103 39L105 33V27L107 20L104 14L96 12ZM150 13H145L144 18L146 21L151 19ZM236 20L238 19L235 18ZM261 29L259 28L258 31ZM197 34V33H196ZM203 36L206 37V33L202 31ZM198 36V34H197ZM201 36V32H200ZM88 57L92 63L89 64ZM205 60L201 58L195 64L196 69L204 70L206 67ZM243 60L236 58L234 61V66L239 68L243 66ZM188 77V76H187ZM186 76L180 73H171L166 74L164 71L160 73L157 79H151L147 82L140 85V90H154L155 92L151 96V100H156L163 93L160 91L162 89H172L173 92L181 98L186 96L185 80ZM101 81L106 80V76L101 74L99 76ZM214 80L216 78H213ZM201 81H206L204 78H201ZM231 83L227 81V85ZM121 93L126 94L125 96L131 102L136 101V97L132 92L126 87L125 84L121 85ZM242 90L241 88H237ZM256 99V100H255ZM264 99V90L256 96V98L249 101V104L242 105L240 117H229L227 119L221 120L217 124H212L211 122L205 128H202L198 133V139L207 138L212 132V126L215 125L217 131L228 132L229 130L233 131V135L236 141H241L244 137L242 130L240 128L241 124L251 117L252 112L254 111L255 106ZM90 109V104L86 105ZM98 112L101 117H107L110 120L111 128L116 127L119 121V115L117 112V104L114 102L111 95L108 96V102L101 104L98 108ZM196 119L201 120L202 115L198 114ZM210 126V127H208ZM171 134L166 135V138L170 139ZM109 144L110 140H106L103 136L94 138L89 144L85 146H80L74 150L73 161L78 159L85 160L91 167L92 171L102 172L105 169L104 163L100 160V151L104 144ZM148 145V143H145ZM212 154L215 156L220 155L221 149L216 144L211 145ZM190 159V157H189ZM70 165V161L67 163ZM167 167H171L172 162L167 161ZM68 166L58 170H48V168L41 165H31L26 164L24 167H11L9 165H0V181L4 182V185L0 189V215L4 214V202L9 197L12 196L17 190H28L31 193L39 196L40 198H48L47 189L53 184H60L67 192L72 196L74 194H79L81 197V211H82V228L85 233H92L94 231L93 227L89 223V214L91 212V207L87 200V193L82 189L81 178H69L68 176ZM169 168V169H170ZM215 170L220 175L219 178L222 181L227 180V173L221 168L219 164L215 166ZM33 179H39L36 182H33ZM25 182L20 184V182ZM166 187H161L160 191H166ZM176 191V189H175ZM143 192L138 189V187L133 186L131 190H128L123 198L121 207L126 211H130L135 214H141L145 210L144 201L142 198ZM26 209L21 216L22 221H25V224L28 226V230L32 229L35 231H42L44 234H48L47 228H39V216L40 208L35 204V201H26L22 205ZM256 224L264 225L263 219H257L252 222V236H257L259 232V227L255 228ZM227 232L233 231V226H226ZM27 235V234H26ZM25 235V236H26ZM34 239V238H33ZM28 239V236L26 237ZM210 252L212 259H215L216 253L211 247H207ZM161 254H166L167 252H160ZM259 254H263L264 251H258ZM241 260L240 255L237 252L226 254L222 260H216L217 264H237ZM8 262V251L6 250L3 241L0 239V264H6ZM194 263L206 264V262H199L197 258H193Z\"/></svg>",
    "mask_w": 264,
    "mask_h": 264
}]
</instances>
